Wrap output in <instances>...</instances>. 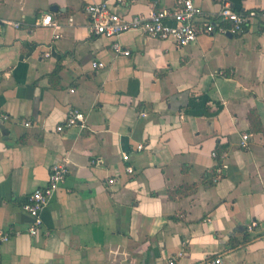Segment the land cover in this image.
Masks as SVG:
<instances>
[{
    "label": "crops",
    "instance_id": "0c3cea01",
    "mask_svg": "<svg viewBox=\"0 0 264 264\" xmlns=\"http://www.w3.org/2000/svg\"><path fill=\"white\" fill-rule=\"evenodd\" d=\"M91 1L0 0V264H264V21L182 47L131 30L118 38L131 55L116 56L90 28ZM196 1L212 15L225 3L264 9ZM70 108L87 125L57 131ZM62 161L69 172L31 235L23 203Z\"/></svg>",
    "mask_w": 264,
    "mask_h": 264
},
{
    "label": "built area",
    "instance_id": "2783aa9c",
    "mask_svg": "<svg viewBox=\"0 0 264 264\" xmlns=\"http://www.w3.org/2000/svg\"><path fill=\"white\" fill-rule=\"evenodd\" d=\"M125 3L126 0H94L85 6L93 34L112 39V51L116 56L131 55V50L118 40L122 34L131 30H139L147 36L161 40H172L177 46L182 47L197 41L201 35H239L256 21H264V9L235 8L229 3H225L216 15L205 13L196 0H175L174 6L170 8L153 10L149 14L131 15L121 14L115 9L118 4L125 5ZM41 23L48 26L55 24L51 14L45 15ZM59 36L60 34L57 33L55 37ZM45 55L49 56L50 53L47 52ZM92 66L100 68L104 67L105 63L94 60ZM86 125L85 112L79 108H70L63 123L57 125V131L62 132L66 128ZM249 138V134H243L241 145L247 146ZM143 148V144H138V150ZM123 159L129 160V154H123ZM223 166L220 164L217 169L219 176ZM127 171L133 173L134 167L127 166ZM68 172V162L54 163L51 166L48 182L32 191L23 203V209L33 217V223L29 228L31 235L39 232L43 225L42 211L54 192L64 183ZM108 181L114 183L116 180L109 178ZM257 226L258 222L255 220L246 224L249 231H253ZM9 238L10 233L0 229V242H5ZM222 262L220 256L204 260V264H222ZM170 264H174V260H170Z\"/></svg>",
    "mask_w": 264,
    "mask_h": 264
},
{
    "label": "trees",
    "instance_id": "16d2710c",
    "mask_svg": "<svg viewBox=\"0 0 264 264\" xmlns=\"http://www.w3.org/2000/svg\"><path fill=\"white\" fill-rule=\"evenodd\" d=\"M254 114H256L254 111L250 113L251 121H252V117H253ZM256 130L260 131V132H262L264 134V126L263 125L257 126ZM222 151H223L222 148H217V154H218L217 160H218V164L219 165L222 164V162H223V158L221 156L222 155Z\"/></svg>",
    "mask_w": 264,
    "mask_h": 264
}]
</instances>
